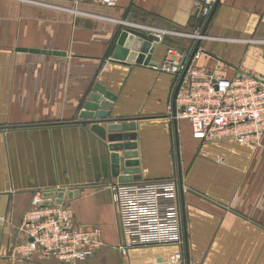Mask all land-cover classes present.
<instances>
[{"label": "crops", "instance_id": "0c3cea01", "mask_svg": "<svg viewBox=\"0 0 264 264\" xmlns=\"http://www.w3.org/2000/svg\"><path fill=\"white\" fill-rule=\"evenodd\" d=\"M198 2L119 0L106 8L89 0H0V264H65L40 255L24 262L13 252L34 195L55 190L80 192L67 203L81 225L100 228L112 218V239L100 228L109 247L77 264H264V146L194 139L189 122L170 118L175 77L150 67L192 42L163 35L148 66L109 60L125 27L155 35L195 30ZM205 34L199 67L223 69L230 79L264 78V0H218ZM97 84L116 96L100 111L137 125L141 180L182 178L184 247L118 248L108 150L79 118ZM180 252L183 262L173 263Z\"/></svg>", "mask_w": 264, "mask_h": 264}, {"label": "built area", "instance_id": "2783aa9c", "mask_svg": "<svg viewBox=\"0 0 264 264\" xmlns=\"http://www.w3.org/2000/svg\"><path fill=\"white\" fill-rule=\"evenodd\" d=\"M82 1L87 0H76V3ZM89 1L106 8H115L119 3V0ZM217 1L199 0L197 12L204 18L203 26L187 33L163 31L157 35L160 40L166 34L181 36L189 39L192 45L186 50L169 49L162 64L150 67L157 73L173 75L176 85L185 74L170 118L189 122L194 139L203 143L235 140L260 149L264 146V78L243 73L230 79L223 69H203L197 65L203 54L200 47L188 66L195 47L209 39L204 25ZM109 187L121 251L185 246L177 178L127 183L116 180ZM43 193L34 195L32 207L19 227L20 241L13 247L19 260L31 262L40 255L42 258L56 257L65 264H77L109 247L102 230L94 225L79 224L67 202L57 205L55 199H50L51 206L41 207L45 202ZM170 260L183 262L184 255L177 253Z\"/></svg>", "mask_w": 264, "mask_h": 264}, {"label": "water", "instance_id": "95a60500", "mask_svg": "<svg viewBox=\"0 0 264 264\" xmlns=\"http://www.w3.org/2000/svg\"><path fill=\"white\" fill-rule=\"evenodd\" d=\"M212 15L204 25V32H206V29L210 24ZM195 18L199 20L198 26H203L204 18L199 17L198 12L196 13ZM160 42V38L153 33H146L140 30L125 27L118 33L114 40L109 54V60L110 62L129 67L132 65L148 66ZM198 49L199 44L195 47L188 66L190 65ZM20 50L30 53H42L56 56L61 55V53L48 51ZM182 63H184V61ZM184 78L185 74L176 87L174 100H176ZM95 91L96 94L91 95L90 101L84 105V111L80 114L79 118L81 121H86L87 123L85 124L91 125L88 131L97 136L107 148L110 180L116 179L121 183L132 182L133 180H141V170L139 168L140 161L137 160L139 158V153L137 152V125L135 123L120 125L122 123L121 121L119 122L112 120L108 112L100 111L101 108L105 110L110 109L111 103L116 101V96L101 84L96 85ZM103 98L106 101H103ZM174 117H176L175 110ZM78 124L80 123H77V125ZM99 124H107V129L100 127ZM107 143L109 145H107ZM121 153H123V155H120ZM180 190L181 195H183L184 185L182 178H180ZM75 197H80L79 191H71L69 193L63 190L45 192L43 193V199L45 202L40 206H51L52 203L50 199H55V203L59 205L63 202H71ZM183 217V226L186 230V218L184 210ZM186 237L187 233L185 231V238Z\"/></svg>", "mask_w": 264, "mask_h": 264}, {"label": "rangeland", "instance_id": "374dc122", "mask_svg": "<svg viewBox=\"0 0 264 264\" xmlns=\"http://www.w3.org/2000/svg\"><path fill=\"white\" fill-rule=\"evenodd\" d=\"M109 213L107 214V218H106V225L105 226H102L100 228H102L106 234H108V236L112 239V237L115 236V231L113 229V223L111 221V217H109Z\"/></svg>", "mask_w": 264, "mask_h": 264}]
</instances>
